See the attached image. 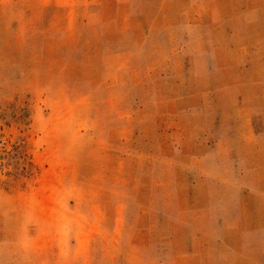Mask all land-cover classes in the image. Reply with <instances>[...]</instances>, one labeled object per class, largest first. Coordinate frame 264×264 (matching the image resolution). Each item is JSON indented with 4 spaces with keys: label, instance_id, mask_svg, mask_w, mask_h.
Instances as JSON below:
<instances>
[{
    "label": "rangeland",
    "instance_id": "rangeland-1",
    "mask_svg": "<svg viewBox=\"0 0 264 264\" xmlns=\"http://www.w3.org/2000/svg\"><path fill=\"white\" fill-rule=\"evenodd\" d=\"M0 264H264V0H0Z\"/></svg>",
    "mask_w": 264,
    "mask_h": 264
}]
</instances>
